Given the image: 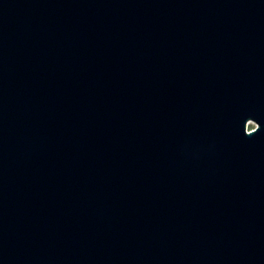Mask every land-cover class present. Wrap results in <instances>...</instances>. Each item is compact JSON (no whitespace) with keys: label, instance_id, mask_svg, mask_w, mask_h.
Masks as SVG:
<instances>
[{"label":"water","instance_id":"95a60500","mask_svg":"<svg viewBox=\"0 0 264 264\" xmlns=\"http://www.w3.org/2000/svg\"><path fill=\"white\" fill-rule=\"evenodd\" d=\"M0 264H264V0H0Z\"/></svg>","mask_w":264,"mask_h":264},{"label":"rangeland","instance_id":"374dc122","mask_svg":"<svg viewBox=\"0 0 264 264\" xmlns=\"http://www.w3.org/2000/svg\"><path fill=\"white\" fill-rule=\"evenodd\" d=\"M255 128V124L254 123H250L248 126H247V130H252Z\"/></svg>","mask_w":264,"mask_h":264},{"label":"bare ground","instance_id":"6f19581e","mask_svg":"<svg viewBox=\"0 0 264 264\" xmlns=\"http://www.w3.org/2000/svg\"><path fill=\"white\" fill-rule=\"evenodd\" d=\"M249 125V124H248Z\"/></svg>","mask_w":264,"mask_h":264}]
</instances>
